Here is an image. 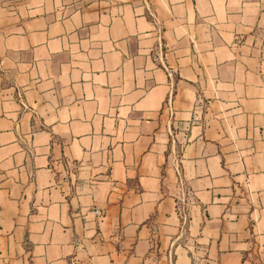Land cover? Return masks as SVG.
<instances>
[{"label": "crops", "instance_id": "1", "mask_svg": "<svg viewBox=\"0 0 264 264\" xmlns=\"http://www.w3.org/2000/svg\"><path fill=\"white\" fill-rule=\"evenodd\" d=\"M264 264V0H0V264Z\"/></svg>", "mask_w": 264, "mask_h": 264}, {"label": "rangeland", "instance_id": "2", "mask_svg": "<svg viewBox=\"0 0 264 264\" xmlns=\"http://www.w3.org/2000/svg\"><path fill=\"white\" fill-rule=\"evenodd\" d=\"M254 264V263H253ZM255 264H259V263H255Z\"/></svg>", "mask_w": 264, "mask_h": 264}]
</instances>
